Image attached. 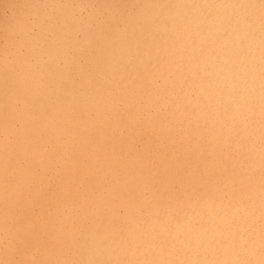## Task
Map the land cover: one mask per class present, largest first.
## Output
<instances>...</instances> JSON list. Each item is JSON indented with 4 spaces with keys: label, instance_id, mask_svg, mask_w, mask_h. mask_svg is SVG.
<instances>
[{
    "label": "bare ground",
    "instance_id": "1",
    "mask_svg": "<svg viewBox=\"0 0 264 264\" xmlns=\"http://www.w3.org/2000/svg\"><path fill=\"white\" fill-rule=\"evenodd\" d=\"M0 264H264V0H0Z\"/></svg>",
    "mask_w": 264,
    "mask_h": 264
}]
</instances>
